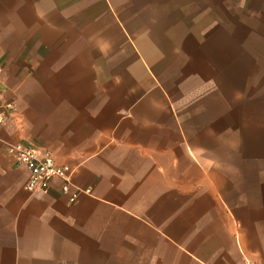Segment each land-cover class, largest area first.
<instances>
[{
  "label": "crops",
  "instance_id": "1",
  "mask_svg": "<svg viewBox=\"0 0 264 264\" xmlns=\"http://www.w3.org/2000/svg\"><path fill=\"white\" fill-rule=\"evenodd\" d=\"M0 87V264H264V0H0Z\"/></svg>",
  "mask_w": 264,
  "mask_h": 264
},
{
  "label": "built area",
  "instance_id": "2",
  "mask_svg": "<svg viewBox=\"0 0 264 264\" xmlns=\"http://www.w3.org/2000/svg\"><path fill=\"white\" fill-rule=\"evenodd\" d=\"M14 111V102L4 99L0 87V125L4 124ZM6 146L15 163L29 171V178L24 185L28 192L46 193L53 179L61 181V191L68 195L70 202L75 201L78 194L83 192L71 183L72 169L67 164L58 163L48 150L25 142L7 143Z\"/></svg>",
  "mask_w": 264,
  "mask_h": 264
}]
</instances>
